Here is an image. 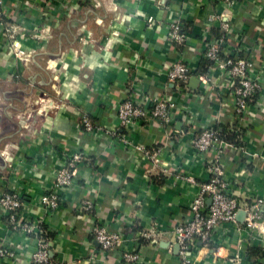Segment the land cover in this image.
<instances>
[{"label": "crops", "instance_id": "crops-1", "mask_svg": "<svg viewBox=\"0 0 264 264\" xmlns=\"http://www.w3.org/2000/svg\"><path fill=\"white\" fill-rule=\"evenodd\" d=\"M90 2L4 0L7 22L17 27L13 40L29 59H15L13 40L0 32V194L19 193L21 217L36 232L11 231L0 212V241L15 252L13 260L0 264H33L43 233L51 235V264H89L98 252L90 233L94 224L125 234L120 250L97 255L100 264H122V251L137 252L141 264H176L172 230L188 219L199 185L209 178L205 158L191 147L203 128L238 123L244 150L223 159L229 191L241 208L264 198V0H236L232 6L219 0ZM222 16L230 25L225 47L242 49L240 55L248 50L261 79L238 122L231 81L204 54L207 42L224 34ZM176 18L184 22L183 45L168 40ZM179 59L191 69L183 90L166 76L167 66ZM128 98L143 103L168 98L176 105L174 120L120 128L117 107ZM82 114L103 131L84 133ZM137 146L158 150V164L151 165ZM77 152L86 160L71 187L59 190V208L47 211L37 204L39 197ZM83 200L92 202L91 212L80 211ZM151 227L157 230L154 242L136 239ZM236 258L264 264V235L238 221L217 228L208 245L195 241L190 256L192 264H236Z\"/></svg>", "mask_w": 264, "mask_h": 264}, {"label": "built area", "instance_id": "built-area-1", "mask_svg": "<svg viewBox=\"0 0 264 264\" xmlns=\"http://www.w3.org/2000/svg\"><path fill=\"white\" fill-rule=\"evenodd\" d=\"M225 6H232L236 0H219ZM66 6V5H65ZM70 12L68 7L64 8ZM4 0H0V32L13 40L16 26L3 21L8 20L5 13ZM210 21L213 19L209 18ZM221 29L224 34L207 42L205 57L210 62V66L220 70L231 81L233 116L235 120L241 121L246 116L250 102L256 97L261 89L260 76L254 75V62L248 53L240 55L242 49L225 47L230 25L225 16H222ZM149 23L152 22L148 18ZM184 22L182 18H176L170 24L168 40L183 45L186 34L183 31ZM11 53L15 59L27 62L29 54L22 49L20 44L13 40L11 43ZM251 51V50H250ZM166 76L169 82L183 90L184 85L191 76V69L183 60L173 61L167 66ZM118 121L120 128H129L136 122H147L150 120H160L165 124H171L174 120L176 105L168 98H153L147 103L137 102L128 98L117 107ZM192 124V122H189ZM79 125L86 134H97L102 132V128L94 122L87 114H82L79 118ZM227 127L225 132L217 128H203L196 131L191 140V147L194 151L205 158L206 167L209 173L207 181L199 185L190 207L187 220L179 222L172 230L175 244L178 246V262L176 264H192L190 259L191 251L195 241L208 245L217 228L226 223H236V216L240 210L246 212L243 225L246 230L264 235V198H256L245 208H241L237 199L229 191L228 182L225 179L223 159L227 152L238 153L244 148L232 142L228 135L239 133V127ZM109 133V132H108ZM119 132L112 131V137H119ZM125 141L124 138H118ZM151 165H157L159 151H153L137 146ZM86 160L83 152L71 154L65 164L56 170L52 189L42 194L37 204L47 211H54L59 208L61 200L59 190H66L71 187L76 177V170ZM190 183L195 180L186 177ZM23 206L22 197L18 192L5 191L0 194V212L6 215L8 226L13 232L25 234L34 233L35 226L21 217ZM81 212H91L93 204L89 200H83L79 204ZM94 241L98 244V252H93L89 257V264H100L97 255H105L120 250L124 240V233L111 232L105 226L94 224L90 230ZM157 230L154 227L135 234L136 239L150 240L154 242ZM49 243L44 241L41 234L38 237L37 249L32 255L33 264H51L48 254ZM15 252L7 244L0 241V260H13ZM122 264H141L137 252H124L120 254ZM236 264H241L236 258Z\"/></svg>", "mask_w": 264, "mask_h": 264}, {"label": "trees", "instance_id": "trees-1", "mask_svg": "<svg viewBox=\"0 0 264 264\" xmlns=\"http://www.w3.org/2000/svg\"><path fill=\"white\" fill-rule=\"evenodd\" d=\"M91 3L90 2V0H87V3ZM86 3V4H87ZM3 21H5V22H7V20H6V18H4L3 19ZM184 31V30H183ZM209 62V61H208ZM209 64H210V62H209ZM217 129H220V130H222V132H225V130H226V128H219V127H216ZM239 133H234V134H231V135H228V138L232 141V142H234L235 144H237V145H239ZM43 231V230H42ZM44 234V236L45 237H43L42 236V238H43V240L44 241H46V242H48L49 243V241L47 240V239H49V237H51V235H49V234H45V233H43ZM255 251V250H254ZM51 260V259H50Z\"/></svg>", "mask_w": 264, "mask_h": 264}, {"label": "water", "instance_id": "water-1", "mask_svg": "<svg viewBox=\"0 0 264 264\" xmlns=\"http://www.w3.org/2000/svg\"><path fill=\"white\" fill-rule=\"evenodd\" d=\"M192 83H197V80L196 78L194 79H191ZM245 215H246V212L244 210H240L238 213H237V216H236V221L242 223L244 218H245ZM178 248V246H176Z\"/></svg>", "mask_w": 264, "mask_h": 264}]
</instances>
